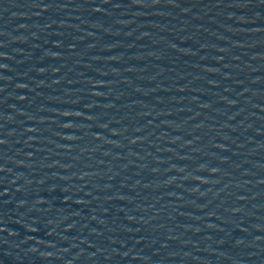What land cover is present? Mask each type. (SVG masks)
I'll return each mask as SVG.
<instances>
[{"label":"water","instance_id":"95a60500","mask_svg":"<svg viewBox=\"0 0 264 264\" xmlns=\"http://www.w3.org/2000/svg\"><path fill=\"white\" fill-rule=\"evenodd\" d=\"M0 264H264V0H0Z\"/></svg>","mask_w":264,"mask_h":264}]
</instances>
